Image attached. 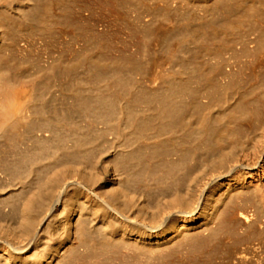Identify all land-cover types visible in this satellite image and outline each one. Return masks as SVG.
<instances>
[{
    "label": "bare ground",
    "instance_id": "6f19581e",
    "mask_svg": "<svg viewBox=\"0 0 264 264\" xmlns=\"http://www.w3.org/2000/svg\"><path fill=\"white\" fill-rule=\"evenodd\" d=\"M68 1H0V138L19 131L22 122L39 141L54 136L40 124L51 118L48 112L32 109L35 88L19 101L12 82L16 68L3 48L15 43L16 27L53 30L65 20L61 6ZM123 1L154 15L141 41V59L122 62L113 71L99 57V40L98 47L74 62L61 59L45 75L62 90H69L74 79L71 88L81 104L98 119L111 120L114 151L101 158L90 139H81L61 150L49 148L43 157L32 154L30 163L19 161L16 184L0 191V202L17 199L0 220V264H73L83 258L112 264L123 249L135 254L126 257L147 264H186L218 250L220 235L230 226H248L258 217L259 210L245 205L261 191L255 172L261 157L250 153L241 136L264 120V92H249L243 70L221 86L200 56L230 45L234 30L253 27L261 34L262 52L255 64L263 65L264 0H177L176 6L175 0ZM189 4L197 7L182 12ZM193 63L197 73L186 77L184 67ZM192 78L198 85L191 88ZM97 79L115 84L113 92L121 96L131 84L142 90L128 88L112 113L96 93ZM210 86L207 101L201 100ZM143 100L147 104L139 106ZM96 119L90 120L92 126ZM25 133H18L21 141ZM260 208L264 212V199ZM183 247H188L184 257L172 260ZM236 254L240 261L256 257L250 249Z\"/></svg>",
    "mask_w": 264,
    "mask_h": 264
},
{
    "label": "rangeland",
    "instance_id": "374dc122",
    "mask_svg": "<svg viewBox=\"0 0 264 264\" xmlns=\"http://www.w3.org/2000/svg\"><path fill=\"white\" fill-rule=\"evenodd\" d=\"M176 1L172 5L176 6ZM196 7L189 4L182 12H190ZM61 8L65 9L66 18L55 24L53 30L18 29L16 27L12 36L15 43L3 48L4 53L10 58L11 66L16 68V75L13 76L12 82L16 85L15 91L17 97H20L19 101L25 102L35 88L36 100L31 104L32 109L38 113L48 112L51 118L47 121L41 120L40 124H45L54 136L50 141H39L31 133L32 130L30 131L22 122L19 125V131L0 138L1 192H7L16 184L15 165L19 161L32 162V154L36 153V156L43 157L49 148L54 151L61 150L64 144L72 146L81 139H90L100 151L99 157L101 158L114 151L113 141L116 139V133L109 129L111 120L98 119L101 117L96 116L94 111L81 104L71 88L74 87L72 86L74 79L68 85L69 90H62L56 86V79L52 78L51 81L50 77L47 80L45 75H50L48 73L52 72L55 64L61 59L74 62L85 51L98 47L99 40L103 42L99 57L111 63L112 68H115L113 71H118L122 62L141 59L143 53L141 41L145 36L147 24L153 20L154 15L143 13L135 4L123 0H69ZM8 12L6 14L14 20H20L19 16ZM260 35L259 29L253 27L234 30L229 37L230 45H219L214 51L202 53L200 56L202 65L214 74L215 81L221 86L231 80L233 72L243 70L246 84L250 86L249 92L253 90L257 93L264 92V64L259 67L255 64L260 53L262 54L259 47ZM184 72L186 77L196 75V63L185 66ZM124 75L129 77L130 72H125ZM137 77H141V74ZM96 84L98 87L96 93L104 97L105 104L111 108L112 113L118 111L121 94L117 95L113 92L115 84L98 79ZM190 85L192 88L198 83L192 78ZM130 87L136 92L142 90L141 87L131 84L124 88L121 97L127 96ZM117 88L120 91L123 86ZM208 91H212L211 86L202 92L201 100L207 101ZM165 93H167L166 89ZM147 102L143 100L138 105L143 103L145 105ZM130 106L127 105V109ZM92 119H96L98 124L92 126L90 123ZM62 121L75 126V129H63ZM105 128L109 129L106 134H104ZM24 132L26 136L21 141L18 133ZM65 134L68 135L67 138ZM241 139L249 144L250 153L261 157L260 165L255 170L259 174L261 191L258 199L245 205L250 210H259L258 217L248 226L239 224L230 226L220 235L222 244L218 250L200 254L194 259H186V264H264V212L260 208L264 199V120L258 121L251 129L242 133ZM167 159L166 156L165 163ZM23 174L28 176L27 169ZM15 197L7 196L4 201L0 202V220L9 214L8 210L17 200L13 199ZM243 249L252 250L256 257L240 261L236 251ZM187 250L188 247L179 248L172 260L182 259ZM128 254L133 253H128L126 249L117 252L115 256H118V259H115L112 264L115 262L118 264H147L136 256L126 257ZM73 264H95V262L93 259L83 258L74 261ZM148 264H153V261Z\"/></svg>",
    "mask_w": 264,
    "mask_h": 264
}]
</instances>
